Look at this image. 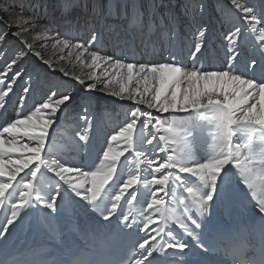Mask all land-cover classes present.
<instances>
[{
  "label": "bare ground",
  "instance_id": "bare-ground-1",
  "mask_svg": "<svg viewBox=\"0 0 264 264\" xmlns=\"http://www.w3.org/2000/svg\"><path fill=\"white\" fill-rule=\"evenodd\" d=\"M4 1L9 2V7L3 11L5 14H0V75H4L7 65L19 57L12 65V71H7V77L10 78L17 68L20 77L12 84L9 95L4 97L6 110L0 109V131L17 118L31 114L34 107L40 106V101L45 102L51 94L50 90L57 95L67 92L71 99L57 110L48 128L40 160L21 167L15 180L11 181L12 187L5 191L8 193L7 207L0 222V243H4L24 219L28 222V232L34 209L38 205L44 238L49 245L58 248L64 245L67 233L59 220V205L67 229L75 235L88 228L107 229L115 214L118 220L128 224L136 217L141 224V242L147 238L145 246L155 250L161 247L164 250L172 248L168 247L169 244H183L185 248L188 240L200 250L195 230L200 225L209 231L225 226L237 233L238 224L250 228L252 216H264L260 206L261 199H264V126L238 124L236 128L228 130L224 127L227 133L233 134L227 136L226 143H214V148L219 149L218 157L226 155L229 163L217 174L213 199L203 213L199 205L210 194L211 186L204 185L190 173L179 172V165L164 167L176 160L192 166L191 160L197 157L205 141H210L208 139L211 134L223 130L224 125L212 119L213 116H201L200 126H191L189 123L193 114L208 111L211 106L216 108L215 104H208L209 96L221 104L240 102V107L245 109L251 105L253 116H258L264 113V94L259 99L249 97L243 102L245 91L250 89L237 92L229 81L218 83L216 80H198L190 85L185 80L181 84L190 87L191 95L199 99L200 104L193 105L190 102L181 111L184 88L173 89L166 84L168 98L171 99L169 91L173 89L176 100L169 105L168 111H160L163 105L159 102L152 108L147 103H138L140 99L150 100L151 91L142 97L134 95L133 99H121L105 91L103 84L107 82L104 76L107 66L93 68L87 54L82 58H78L76 53L69 56L71 49L63 48L58 43L70 40L85 44L90 49H99L100 55L110 59L119 58L122 62L137 63L140 57L155 63L171 61L187 72L203 74L206 70H229L231 67V74L243 73V79L255 75L254 83H258L264 70V0H0V9H3ZM249 7L252 8L251 12L241 10ZM201 30L204 31L203 37L199 35ZM236 30V43L233 44L227 37ZM92 37H96V40ZM197 43L201 46L200 52L194 50ZM37 52L39 56L35 55ZM20 53L25 55L19 56ZM231 56H235V59H230ZM45 59L49 64L43 62ZM253 62V67L248 68ZM60 68H64L70 75H64ZM93 72L99 82L88 78ZM76 76L83 79V84L73 78ZM165 77L171 80L172 74L166 73ZM94 82L97 87L91 89L89 85ZM5 83H9L7 78ZM20 85L24 87L17 93L16 87ZM110 88L119 91L120 83H114ZM130 89L143 92V86L136 82L135 75ZM4 90L5 87L0 85V91ZM101 102L106 107L100 108L98 104ZM132 106L134 110H131ZM236 111L239 112V108ZM159 114L168 115V121L174 119L186 128L183 131L175 130L160 121L153 126L154 118ZM68 115L77 120L81 129L75 138L66 137L73 135L70 130L72 124L67 125L62 121ZM132 120L136 121V126L131 145L125 138L113 141L111 136L118 135ZM59 124L64 126L60 143L53 137ZM81 136H87V139L82 140ZM8 137L16 139L18 143L15 147L8 143L0 144L5 163L9 159L18 162L34 155L22 147L24 144L36 143L24 134L23 129L11 134L5 133L3 139L7 141ZM109 148L122 155L115 161V171L111 178L102 187L100 181L97 182V198L94 203H90L83 196L92 195L91 183L85 182L82 177L78 178V173L99 171L100 165L104 163L100 162L103 153ZM51 151L60 152L61 159L82 162L85 164L84 171L67 175V182L60 180L49 172L43 162V156ZM247 151H255L254 156L250 159L244 157ZM140 156L150 157L157 165L162 163L161 170H167L169 175V181L164 186L152 184L149 179L151 169L143 168ZM173 157L175 160L171 159ZM38 167L37 176L32 178L31 172ZM12 170V164L7 167L0 164V183L8 182ZM131 176L138 177V182L126 189L121 199L116 201L115 195L120 194L123 183ZM177 176L180 180L176 179ZM29 181L33 187L28 190V203L20 210L16 221L8 225L14 211L13 205L19 201V193L23 191V184ZM80 184L84 186L77 187L75 191L73 187ZM188 188L194 189L196 195H190ZM133 194L136 195L135 201L130 199ZM153 197L162 203L148 207ZM3 199L0 198V206ZM52 199L56 200L55 210L44 207V202ZM113 204L116 205L115 211L107 219L106 215ZM161 212L168 218L161 219ZM172 212H175L177 219L171 217ZM148 216L153 217L152 223H147ZM189 217L197 222L196 225L191 224ZM181 221L194 226L190 228L191 236L183 232ZM160 226H163V232L156 236L155 229ZM169 232L172 236L167 235ZM153 236L156 238L153 239Z\"/></svg>",
  "mask_w": 264,
  "mask_h": 264
},
{
  "label": "snow or ice",
  "instance_id": "snow-or-ice-1",
  "mask_svg": "<svg viewBox=\"0 0 264 264\" xmlns=\"http://www.w3.org/2000/svg\"><path fill=\"white\" fill-rule=\"evenodd\" d=\"M239 7V5H238ZM242 11L248 13L252 11V8H242ZM255 20V17H253ZM238 30L233 31L227 39L231 41V43H236V35ZM201 37L204 36V31L201 30L199 32ZM91 39L96 40V37H92ZM58 43L63 48H69L71 51L69 52V56L73 53H76L78 58H82L84 54H87L91 60V66L93 68L100 67L101 65H106V70L104 76L106 77L107 82L103 84V89L105 91H110L112 95L119 96L121 99H133V96H143L144 93L152 92L151 99H140L138 103H147L149 108H152L156 102H159L163 105L160 108V111H168L169 105L172 104L176 100L175 91L171 93V99L168 98V94L165 92V85H169L171 88L175 89L180 86L182 81H187L190 85L196 81H211L216 80L218 83L220 81H229L234 86L237 92L245 91V89H250L251 91H245V95L243 97V102H246L249 97L254 99H259L261 94H264V70H262L260 79L258 83H254L255 75H252L248 79H243L242 75L240 74H231L232 68L229 67V70H218V71H205L203 74L197 71L187 72L184 71L181 66L174 65L171 61L168 62H158L153 66H146L143 64H138L136 62H122L121 59H110L107 56H103L99 54V49L93 48L90 49L89 47L85 46V44L81 43H73L70 40H61ZM77 49H80L79 52H76ZM195 52H200L201 46L199 43L195 45L194 48ZM25 53H20L19 56H23ZM36 56H39L40 53H35ZM14 58L7 65V70L4 75H0V85L4 86L6 90L0 91V109H5L4 97L9 95V92L12 90V84L15 83L16 78L20 77V70L19 68L13 72L10 78L7 77V71H12V65L16 63V59ZM230 59H235V56H231ZM45 64H49L48 60L43 61ZM255 62L248 65V68H252ZM60 71L63 72L64 75H70L68 71L64 68H60ZM172 74L171 80L166 79L165 74ZM134 75L136 76V82L142 84L143 92L140 90H135L134 92L130 89V84L133 81ZM6 78L9 80V83H5ZM74 79L78 80L81 84H83V79L76 76L73 77ZM89 79L99 82V78L93 72L89 74ZM120 83L119 91L115 89H111L110 86L114 83ZM155 82V83H154ZM151 86V87H150ZM91 89H95L97 84L94 82L89 85ZM27 91V88H25ZM51 95L48 96L47 102L43 100L39 102V107H34V110L31 114L26 115L24 118H17L15 122H10L8 126L3 127L2 131H0V144L8 143L10 146H17L18 141L16 139L11 140H4L3 136L5 133L11 134L18 132L19 130L23 129L24 134L28 136L30 140H34L36 143L34 146H29L27 144L22 145V147L29 153H33L29 159H21L20 161H12L11 159L8 160L7 163L3 160V149H0V164H3L5 167L8 164H12L14 170L10 172L8 177V182L0 183V198L5 196V191L12 187L11 181L15 180L17 173L21 171V167H26L33 161L40 160V154L45 147V140L48 132L49 126L53 123V118L56 116L57 110L60 109L62 105H65L67 102L70 101L71 97L68 95L67 92L57 95L54 91H51ZM185 99L191 100L193 105H199L200 100L194 98L191 95V89H189V93L185 94ZM208 104L212 105L215 104L216 106V117L215 119L220 122L221 125H227L232 123L238 124H255L264 126V113L253 116L254 109L251 105H248L247 108L240 107V102L236 104H221L219 101H214L211 96L208 97ZM239 108V112L236 109ZM6 110V109H5ZM179 110V109H178ZM133 116L136 113H132ZM136 126V121L132 120V122L128 123L126 127L123 128L122 131L119 132L118 135H112L111 139L113 141L120 140L121 138H125L126 142L131 145V138L133 129ZM168 131H171L170 129ZM232 132H228L227 136L231 137ZM82 140H86L87 136H81ZM161 139H164L161 137ZM122 155L120 152H113L112 148H109L107 152L103 153V160L105 163L100 165L99 171H91V172H79L78 178L82 177L85 182L91 183V192L92 195L83 196V199L89 200L90 203H94L97 196V182L100 181V187L103 186V183L109 180L115 171V161L117 158ZM175 160V158H171ZM112 161V163H107ZM229 163L228 157L225 155L223 158L218 157L215 160H212L208 163H200L195 167L189 166L188 163L182 160H176L175 163L165 164L164 167L170 166H177L179 165V172L181 173H190L193 176L198 177L199 181H201L204 185L211 186V192L204 198L199 207L201 213H203L206 209V205L212 201L213 194L215 193V185L217 182V174L221 171L222 167L225 164ZM20 166H16V165ZM49 171L55 173V176L59 177L60 180L66 181V174L72 173L74 171L71 167H59L53 166L48 168ZM155 171L159 172L160 168H156ZM39 172V167L31 172L32 178H35ZM2 175V173H0ZM177 180H180V177H176ZM169 181V175H164L162 178H153L152 184L154 185H161L164 186L166 182ZM67 182V181H66ZM138 182V177L131 176L129 177L126 182L123 183V186L120 188V194L115 195V200L119 201L121 196L123 195L124 191L128 189L130 186L135 185ZM83 184L78 186H74L73 189L76 191L77 187H83ZM33 187V183L31 181L25 182L23 184V191L19 193V201L13 205L14 211L11 215V218L8 221V225L14 223L20 213V210L23 209L26 204L28 203V196H29V189ZM88 191V189H85ZM188 193L192 196H195L196 193L194 189L188 188ZM79 193V192H78ZM39 200V197H36ZM131 200H136V195L133 194L130 197ZM158 203H162V201H158L155 197H153L152 202L148 207H152ZM261 210L264 211V199L260 201ZM44 207L48 208L49 210H55L56 207V200L52 199L48 202H44ZM116 205H112L111 211H108L106 218L108 219L112 212L115 211ZM161 219H167L168 217L165 213L161 212ZM171 217L173 219H177L175 212L171 213ZM191 221L192 225H196V221L191 217L188 218ZM153 217H147V223H152ZM183 232L187 235L191 236L192 232L190 231V227L188 224L183 223L181 221ZM7 225V226H8ZM6 231V229H5ZM163 232V226H160L155 229L156 236H160ZM167 235L172 236V233L169 232ZM156 236L152 238L155 239ZM147 239V238H146ZM145 239V242H146ZM145 242H142L138 245L140 248L145 247ZM168 247H176L179 250L183 251L184 245L183 244H169ZM155 249H150L145 255L150 256L151 251Z\"/></svg>",
  "mask_w": 264,
  "mask_h": 264
},
{
  "label": "rangeland",
  "instance_id": "rangeland-1",
  "mask_svg": "<svg viewBox=\"0 0 264 264\" xmlns=\"http://www.w3.org/2000/svg\"><path fill=\"white\" fill-rule=\"evenodd\" d=\"M2 3H3L2 4L3 9H0V14L1 15L5 14L4 13L5 9L7 7H9L8 6L9 5L8 1L7 2L4 1ZM68 24L69 25H73L71 23H68ZM14 57H16V56H14ZM155 62L156 61H153V62L146 61L145 57L144 58L140 57V59L137 61L138 64H143V65H146V66H153V65L156 64ZM23 87H24V85H20V86L16 87L17 93H20L22 91L21 88H23ZM179 87L180 88H184L185 94L189 93L190 87L187 86L186 84H181ZM39 92H40V89H38V91H37V97H39ZM172 92H173V89H171L169 91L170 98H171V93ZM44 93H43V95H44ZM185 94H184V97H185ZM184 97H182L181 111L184 110L186 107H188L190 102H191V100L185 99ZM47 98H48V96H47ZM47 98L45 99V102H47ZM98 106L100 108L106 107V105L104 103H102V102L99 103ZM134 108L135 107L132 106L131 110H134ZM215 113H216V108L214 106H211L208 111L202 110V111L197 112L196 114H193V116L189 119V123L191 124V126H200V125H202V123L199 121V118L201 116H213L212 119H215V117H214L216 115ZM62 121L65 122L67 125L72 124L70 130L72 131L73 135L72 136H67L66 135L67 138H70V137H74L75 138L81 133L80 126H79L77 120H75V118H72L70 115H68V116H65L64 118H62ZM158 121L164 123L165 125H171V127L173 129H175V130L183 131L186 128L185 125L176 122L174 119H172L171 121H168V115H162V114L156 115L155 118H154V121H153V126H156V123ZM205 125L213 126L210 123H206ZM237 126H238V123H232V124H229V125L227 124V125L223 126V130L222 131L212 133L211 134V138L208 139L210 141H205V143L200 147V150L197 152V157H195V158H193L191 160L192 161V166L195 167V166H197L200 163H208V162H210L212 160H215L218 157V155H219V149L218 148H214V143H218V142H225L226 143L227 142V131L224 129V127L228 130L229 128H231V129L236 128ZM63 128H64L63 124H59L57 131L53 135L55 141H58V143H60L61 140L63 139V137H62V135H63L62 134V129ZM171 131H173V130H171ZM4 136H5V134H4ZM7 140H11V139L8 137ZM29 146H34V145L30 143ZM225 149H226V147L223 148V150H225ZM137 152L140 153V150L138 148H137ZM254 152L255 151H251V152L247 151V153L245 154L244 157H249V159H250V157L252 158V156H254ZM59 153L60 152H57V151H51L48 154H45L43 156V162H44V164H45V166L47 168H50V167H53V166L71 167V168H73L74 171L72 173L66 174V176L67 175H72V174H74L77 171H82V170L84 171L85 164H83L82 162H79L78 160H72V159H68V158L61 159L59 157ZM126 155H124L123 157H126ZM149 158L150 157H147V156H145V157L144 156H140L139 160H141L143 162V164H144L143 168L151 169V173H149L150 174L149 175L150 176V178H149L150 181H152V179L154 177L155 178H162L164 175H167V172H168L167 170H165V171L161 170L162 163L157 165L158 163L152 162L151 159H149ZM100 162H104V160L101 159ZM156 168H160V171L159 172L155 171ZM49 172L52 173V174H55L52 171H49ZM175 184H177V183H175ZM20 185H21V183H19V186ZM217 212H219V214H220V211H217Z\"/></svg>",
  "mask_w": 264,
  "mask_h": 264
}]
</instances>
